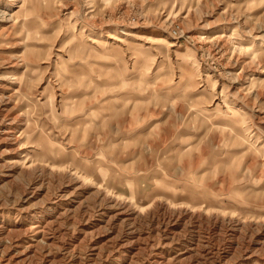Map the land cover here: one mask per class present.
I'll return each instance as SVG.
<instances>
[{
	"label": "rangeland",
	"instance_id": "374dc122",
	"mask_svg": "<svg viewBox=\"0 0 264 264\" xmlns=\"http://www.w3.org/2000/svg\"><path fill=\"white\" fill-rule=\"evenodd\" d=\"M262 50L264 0H0V264H264Z\"/></svg>",
	"mask_w": 264,
	"mask_h": 264
},
{
	"label": "bare ground",
	"instance_id": "6f19581e",
	"mask_svg": "<svg viewBox=\"0 0 264 264\" xmlns=\"http://www.w3.org/2000/svg\"><path fill=\"white\" fill-rule=\"evenodd\" d=\"M261 55H264V51L262 50V52L260 53ZM25 58V57H24ZM30 60V59H29ZM232 125V124H231ZM27 167H30V166H27ZM26 167V168H27ZM3 247V248H6L7 247V243L5 242L4 239H0V248Z\"/></svg>",
	"mask_w": 264,
	"mask_h": 264
}]
</instances>
